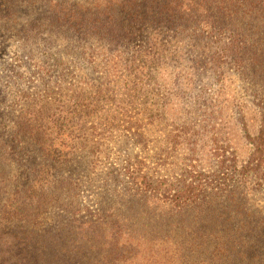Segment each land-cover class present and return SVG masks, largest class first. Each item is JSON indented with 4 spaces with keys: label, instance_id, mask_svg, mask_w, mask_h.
<instances>
[{
    "label": "rangeland",
    "instance_id": "obj_1",
    "mask_svg": "<svg viewBox=\"0 0 264 264\" xmlns=\"http://www.w3.org/2000/svg\"><path fill=\"white\" fill-rule=\"evenodd\" d=\"M218 5L259 24L255 64L223 53L227 35L204 25ZM263 111L264 0H0V240L71 254L60 264H105L64 227L121 204L113 165L140 154L151 172L171 174L188 147L169 133L193 125L204 163L213 130L244 163V121L256 134ZM238 183L243 208L264 218V181ZM215 264H264V248Z\"/></svg>",
    "mask_w": 264,
    "mask_h": 264
},
{
    "label": "trees",
    "instance_id": "obj_2",
    "mask_svg": "<svg viewBox=\"0 0 264 264\" xmlns=\"http://www.w3.org/2000/svg\"><path fill=\"white\" fill-rule=\"evenodd\" d=\"M217 8L213 19L204 20V25L227 35L221 46L223 53L237 58L239 54H250L247 59L255 64L258 46L262 44L256 37L259 24L249 19L252 16H240L243 14L234 7ZM244 129L252 146L244 163H240L236 149L218 131L212 132L209 159L204 163L200 153L207 146L199 145V136L194 138L199 134L195 126L172 129L169 136L174 146L185 142L188 147L178 170L171 174H161L157 169L151 172L145 157L125 156L107 173L113 185L110 190L121 204L113 207L111 203L107 212L96 219L93 218L99 210L94 214L92 208L89 219H75L77 225L70 222L64 230H74L82 244L87 241L89 251L103 252L107 257L105 264H215L219 255L228 259L232 253L243 256L264 248V218L243 208L237 191L240 183L235 185L251 175L260 183L264 181V111L256 134L249 132L245 121ZM97 148L95 143L91 151L95 153ZM168 158L159 152L158 168L168 171ZM24 239L13 237L6 243L0 240L6 247L4 251L0 249V264H23L28 254L35 263L50 258L60 264L72 257Z\"/></svg>",
    "mask_w": 264,
    "mask_h": 264
}]
</instances>
